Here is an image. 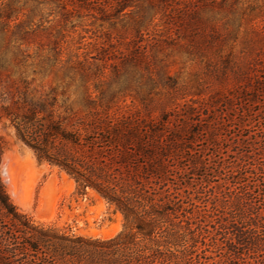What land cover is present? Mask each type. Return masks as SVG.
Listing matches in <instances>:
<instances>
[{"label":"trees","instance_id":"trees-1","mask_svg":"<svg viewBox=\"0 0 264 264\" xmlns=\"http://www.w3.org/2000/svg\"><path fill=\"white\" fill-rule=\"evenodd\" d=\"M114 1L119 13L133 5V0ZM142 1L151 14L139 17L138 41L122 55V68H143L152 77V69L159 67L155 84L172 87L173 79L157 57L158 44L174 40L172 29H194L187 17L197 19L215 0ZM156 15L162 30L143 34L140 29L153 24ZM32 81L18 82L22 92L16 98V82L0 81V121L6 120L15 142L38 164L65 174L79 194L92 193L119 213L123 229L113 238L95 239L37 224L16 208L0 178V264H264V207L251 204L253 194L262 203L264 191L261 184L247 182L248 175L264 174V121L257 129L259 146L240 154L246 163L242 168L227 164L212 169L224 171L236 187L223 192L213 186L216 195L205 196L208 207L200 196L186 192L190 184L184 180L187 174L209 169L204 154L208 146L211 155L219 154L218 128L212 117L201 118L208 103L172 102V108L161 109L156 117L150 112L120 113L116 98L96 87L90 92L82 75L78 81L61 78L48 87L50 99L40 97L33 104L25 97ZM71 87L80 89V96L67 94ZM198 145L205 148L196 150ZM2 153L0 137V158ZM210 249L217 260L206 255Z\"/></svg>","mask_w":264,"mask_h":264},{"label":"rangeland","instance_id":"rangeland-1","mask_svg":"<svg viewBox=\"0 0 264 264\" xmlns=\"http://www.w3.org/2000/svg\"><path fill=\"white\" fill-rule=\"evenodd\" d=\"M150 14L148 3L142 0H133L120 13L114 0H0V81L16 82L12 90L16 98L22 92L18 82L33 80L25 97L34 104L40 97L50 99L48 87L61 78L73 76L78 81L86 75L89 91L96 87L114 96L118 112H150L152 117L172 108V102L180 106L189 100L208 103L207 115L201 118L212 117L218 128L219 154L211 155L208 146L204 154L209 169L187 174L184 180L190 184L186 192L192 198L200 196L209 207L205 196L216 195L213 186L223 192L236 187L224 171L212 169L227 164L242 168L246 163L240 156L251 146H259L257 129L264 121V91L258 86H264V0H215L197 19L187 17L194 29H172L169 34L174 40L163 39L157 53L173 79L172 87L155 84L159 67L152 69V77L143 68H122V55L130 53L138 41L139 17ZM159 16L140 29L143 34L162 30ZM154 24L159 26L154 28ZM80 92L71 87L67 94L80 96ZM6 124L0 121V178L20 212L37 224L95 239H110L122 231L119 213L92 193L79 194L65 174L38 164L30 151L15 142ZM10 172L22 205L10 195L5 180ZM248 177V185L261 184L264 191V174L255 172ZM196 187L201 192L198 195ZM251 198L255 208L264 207V200L261 203L255 194ZM206 255L218 259L213 249Z\"/></svg>","mask_w":264,"mask_h":264},{"label":"bare ground","instance_id":"bare-ground-1","mask_svg":"<svg viewBox=\"0 0 264 264\" xmlns=\"http://www.w3.org/2000/svg\"><path fill=\"white\" fill-rule=\"evenodd\" d=\"M9 170V169H8ZM7 174V173H6ZM5 174V176H6V181L9 183L8 185H9V191H10V195H12V197H13V200L17 203V204H20V205H22L23 204V201L20 199V197H18L17 196V194H16V191H15V185L13 184L14 183V181H13V179H12V176H11V172H10V174H7L6 175ZM6 182V183H7Z\"/></svg>","mask_w":264,"mask_h":264}]
</instances>
